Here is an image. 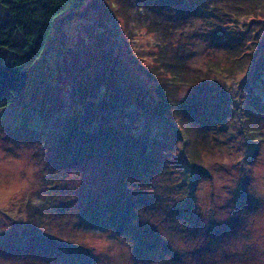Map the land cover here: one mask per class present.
<instances>
[{"label":"rangeland","instance_id":"1","mask_svg":"<svg viewBox=\"0 0 264 264\" xmlns=\"http://www.w3.org/2000/svg\"><path fill=\"white\" fill-rule=\"evenodd\" d=\"M230 1H213L222 20ZM170 2L158 11L182 7L179 46V30L157 34L153 0H84L54 19L0 107V264H264V4L227 22L232 51L193 1ZM169 45L188 83L155 64ZM180 102L185 135L169 119Z\"/></svg>","mask_w":264,"mask_h":264},{"label":"trees","instance_id":"2","mask_svg":"<svg viewBox=\"0 0 264 264\" xmlns=\"http://www.w3.org/2000/svg\"><path fill=\"white\" fill-rule=\"evenodd\" d=\"M83 1L84 0H0V4L5 8L4 13L0 14V49L1 47H5L10 51L9 56L4 62L0 60V107L8 104L24 86L29 68L34 64L48 43L54 19L64 11L79 6ZM153 1L155 2V5H158L157 12L161 15L160 19L158 18L153 21L154 26H158L156 28L157 34L164 35L162 38H165L167 34L170 36L171 33L179 30L180 37L176 42L179 46V44L182 43V7L178 6L173 10V20H166L167 17L171 16L170 11L163 10L161 13L158 9H161L163 6L170 3L172 4L173 2H170L172 0ZM191 1H193V3L188 5L191 8L190 14L198 13L210 17L211 21L209 23H212V25L209 30L213 33L211 37L217 38L218 42L221 41L232 51L237 50L236 47L238 41H240L236 36L239 28L234 27V29H231L227 22L231 21L230 19L234 15L253 13L255 10L253 8L254 4L257 6L261 2L264 4V0H238V3L230 1V5L226 6L228 12H223V16L226 20H222L220 16L221 12H219L220 9L215 8L214 0H208V3L203 2V0ZM210 6L212 7L209 8ZM154 10L156 11V8H154ZM16 32L20 33L22 37L20 40L15 39ZM231 38H233L232 41ZM173 49L175 48L170 47L169 45V54H167V50L165 49L162 50L160 55L156 58L155 64H157L158 68L167 73V75H165L166 78L161 77L160 80L164 78V81L169 79L176 84H178L179 81L188 83L194 77H192L190 73L187 74V69H185L187 68V57L182 54V52L178 53ZM244 52L246 53L247 51ZM238 56L240 57L241 54ZM149 70L150 73H152V70ZM262 78L264 77L262 76ZM155 90L160 98L156 107L160 108V104L165 100L164 85H161L158 82L155 86ZM173 104H176V102H173ZM173 110L176 114L173 116L177 117L178 120L176 121L173 116H170L169 119L171 121L173 118L174 121L172 120V125L175 129L182 130V133L184 134L186 128H184L182 120L186 114H189V108L184 107L180 102L179 105H174ZM105 135L106 132L102 134L101 142H104ZM91 136L92 139H97L99 137L95 134ZM194 140L196 139L194 138ZM198 155V150H196L194 145H192L190 150H188V153L186 152L184 155V163H186L187 166L186 172L188 173L187 178L189 182L192 179V167L199 166ZM111 198H113V200L116 199L117 201L120 199V197L115 196L114 194ZM113 200L110 201V203L112 202V204L117 205L116 212H118L120 210V205ZM108 210L109 208L104 209V211ZM82 215L91 217L93 213L89 212L87 214V212H82Z\"/></svg>","mask_w":264,"mask_h":264},{"label":"clouds","instance_id":"3","mask_svg":"<svg viewBox=\"0 0 264 264\" xmlns=\"http://www.w3.org/2000/svg\"><path fill=\"white\" fill-rule=\"evenodd\" d=\"M254 172L264 173V168L254 169ZM254 243H256L259 251L264 252V233H259L257 236H255Z\"/></svg>","mask_w":264,"mask_h":264}]
</instances>
